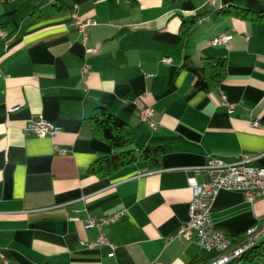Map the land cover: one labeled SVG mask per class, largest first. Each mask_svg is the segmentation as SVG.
Instances as JSON below:
<instances>
[{"label": "crops", "instance_id": "crops-1", "mask_svg": "<svg viewBox=\"0 0 264 264\" xmlns=\"http://www.w3.org/2000/svg\"><path fill=\"white\" fill-rule=\"evenodd\" d=\"M64 1L69 7L55 10L52 0H0V264H205L215 252L195 234L169 238L188 219V177L206 181L210 156L231 162L246 153L248 164L264 166V20L215 9L264 8V0ZM71 9L95 21L86 43ZM192 17L183 35L182 21ZM222 30L228 43H212ZM185 56L226 57L223 77L195 88ZM97 104L128 122L130 147L167 146L157 166L136 159L104 176L88 172L112 150L88 118ZM144 105L155 111V129L138 115ZM39 115L60 131L25 133ZM122 206L126 214L103 226L113 254L107 244L88 245L99 231L86 217ZM211 217L243 236L264 220V198L220 189Z\"/></svg>", "mask_w": 264, "mask_h": 264}, {"label": "built area", "instance_id": "built-area-1", "mask_svg": "<svg viewBox=\"0 0 264 264\" xmlns=\"http://www.w3.org/2000/svg\"><path fill=\"white\" fill-rule=\"evenodd\" d=\"M70 16L72 23L81 35L83 43H86L89 38L88 25L94 23V19L90 17L83 18L74 9H71ZM4 33L0 29V34L4 35ZM230 36L228 31L222 30L212 37L211 42L214 44H227ZM87 48L93 49L95 47L88 46ZM161 61L168 63L171 61V56L167 54L161 55ZM88 66V64L84 63L81 68L83 78ZM1 75L2 69L0 66ZM222 103L228 105V107H232V103L227 102L225 99L222 100ZM154 113L155 111L150 105H144L138 111L140 119L146 122L151 129L157 127ZM257 122L256 118L252 119L253 124H257ZM23 130L25 133H34L39 136L54 135L60 131V126L39 115L38 118L31 119L27 122ZM56 149L59 152L66 151V147H56ZM248 159L249 156L246 153H242L240 159L231 162L218 156H210L206 166L208 173V179L206 181L198 183L193 176H189L188 183L192 189V196L188 203V219L169 238L173 236L189 238L195 234L201 247L206 250H214L215 254H217L218 250H224V247L230 244L232 239L242 240V235L232 237L223 228L215 225L211 217V209L213 200L220 189L239 190L247 200H252L255 197L264 198V166L250 165L247 163ZM125 214L126 208L122 206L101 217L91 215L86 217L85 223L95 226L99 231L95 241L89 242L88 245L107 244L111 248L109 254H113L114 245L104 233L103 226L123 217ZM256 224H260V232H257V235L250 241H242V247L236 252H239L246 245L260 240V234H264V220ZM226 260H233V255H225L222 261H215L214 258L212 259V264H220ZM261 264H264V262H261Z\"/></svg>", "mask_w": 264, "mask_h": 264}, {"label": "trees", "instance_id": "trees-1", "mask_svg": "<svg viewBox=\"0 0 264 264\" xmlns=\"http://www.w3.org/2000/svg\"><path fill=\"white\" fill-rule=\"evenodd\" d=\"M179 1L181 0H163L165 4H175ZM51 4L55 10H63L69 7L64 0H52ZM34 10H39V7L35 5L31 14L34 13ZM215 11L224 15H235L251 21L264 20V8H252L229 3L218 7ZM194 20L195 18L192 17V19H184L182 21L181 33L183 35L188 34ZM225 64L226 57L224 56H203L198 63L185 56L182 63L184 67L195 75L194 87L197 89H206L209 81L219 82L224 75ZM88 118L96 132L112 147L109 153L98 156L89 164L87 170L90 173L104 176L136 159H148L150 166L154 167L158 165L161 154L167 150V146L164 144H142L137 148L130 147L129 144L132 138L130 125L124 118L115 114L103 104L94 106ZM258 243L256 244L257 246L254 245L245 251V254L243 253L227 264H238L239 260L247 263L257 257L261 259V262H264V238ZM187 264L197 263L195 260H191Z\"/></svg>", "mask_w": 264, "mask_h": 264}, {"label": "bare ground", "instance_id": "bare-ground-1", "mask_svg": "<svg viewBox=\"0 0 264 264\" xmlns=\"http://www.w3.org/2000/svg\"><path fill=\"white\" fill-rule=\"evenodd\" d=\"M256 226L250 227L248 232L242 236L241 239H232L230 241V244L226 245L224 247V250H218L217 254H215L209 261H207L205 264H212V259L215 258V261H222V258H225V255H233V260L241 256L245 251L249 250L254 245L264 238V234H260V240H256L254 243L248 244L245 247H243L239 252H236L239 250L240 247H242V241H250L252 238H254L255 235H257V232H260V224H255ZM259 244V243H258ZM253 249V248H252ZM210 252H215L214 250H211ZM245 254V253H244ZM233 260H226L223 263L220 264H227ZM233 263V262H232Z\"/></svg>", "mask_w": 264, "mask_h": 264}, {"label": "rangeland", "instance_id": "rangeland-1", "mask_svg": "<svg viewBox=\"0 0 264 264\" xmlns=\"http://www.w3.org/2000/svg\"><path fill=\"white\" fill-rule=\"evenodd\" d=\"M256 259H257V258H255V259L252 260V261H249L248 264H251V263H253V262L255 263V262L257 261Z\"/></svg>", "mask_w": 264, "mask_h": 264}]
</instances>
